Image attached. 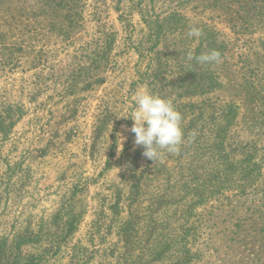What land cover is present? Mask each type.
Returning a JSON list of instances; mask_svg holds the SVG:
<instances>
[{
    "label": "rangeland",
    "instance_id": "rangeland-1",
    "mask_svg": "<svg viewBox=\"0 0 264 264\" xmlns=\"http://www.w3.org/2000/svg\"><path fill=\"white\" fill-rule=\"evenodd\" d=\"M0 264H264V0H0Z\"/></svg>",
    "mask_w": 264,
    "mask_h": 264
},
{
    "label": "clouds",
    "instance_id": "clouds-1",
    "mask_svg": "<svg viewBox=\"0 0 264 264\" xmlns=\"http://www.w3.org/2000/svg\"><path fill=\"white\" fill-rule=\"evenodd\" d=\"M188 35L198 37L201 31L192 27ZM192 58L189 53L188 59ZM219 58L220 54L215 50L196 57L201 64L213 63ZM128 118L134 121L131 128V132L135 134L134 142L137 146L143 147V155L146 158L157 162L164 154L180 151L183 143L182 116L170 100L142 91L136 95L135 108Z\"/></svg>",
    "mask_w": 264,
    "mask_h": 264
}]
</instances>
